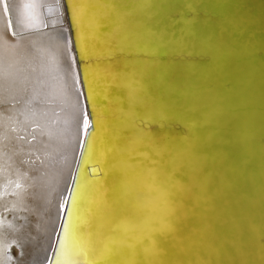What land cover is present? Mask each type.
Returning a JSON list of instances; mask_svg holds the SVG:
<instances>
[{
  "label": "water",
  "instance_id": "water-1",
  "mask_svg": "<svg viewBox=\"0 0 264 264\" xmlns=\"http://www.w3.org/2000/svg\"><path fill=\"white\" fill-rule=\"evenodd\" d=\"M48 5L58 28L68 26L88 126L44 263L59 264L53 258L82 211L80 190L104 175L92 161L101 134L102 152L110 149L105 167H116L108 193L120 194L116 214L126 222L113 223L112 238L124 242L73 264H124L130 247V264H264V0H92L85 7L97 26L91 55L79 44L71 1ZM8 7L13 32L42 31L18 32ZM0 20L8 39L1 7ZM132 88L142 91L130 98ZM177 154L173 172L167 162ZM152 161L171 177L151 171L159 168ZM175 185L183 186L179 197ZM83 217L91 230L96 215Z\"/></svg>",
  "mask_w": 264,
  "mask_h": 264
},
{
  "label": "bare ground",
  "instance_id": "bare-ground-1",
  "mask_svg": "<svg viewBox=\"0 0 264 264\" xmlns=\"http://www.w3.org/2000/svg\"><path fill=\"white\" fill-rule=\"evenodd\" d=\"M49 1L0 0L10 37L2 36L0 20V105L16 102L21 97L16 94L21 91V83L26 86L16 107L0 111V264H48L44 258L64 209L65 187L75 166L77 144L88 126L71 39L66 34L68 26L58 28L60 17ZM70 1L82 52L91 55L97 26L94 15L85 14V7L92 0L84 4L83 0ZM8 2L18 32L43 26L42 31L24 35L13 32ZM87 74L89 82L93 81L95 73L87 69ZM10 78L15 80L14 86L8 84ZM100 129L102 126L99 133ZM100 135L92 161L103 164L104 175L80 190L85 201L53 258L59 264H73L82 253L90 261L112 254L124 242L112 238L117 232L113 223L126 222L118 217L119 211L116 214L120 194L108 193V175L116 167H105L110 149L102 152ZM96 190L97 200L93 201ZM141 206L143 209L144 204ZM91 211L96 223L86 231L82 214ZM127 229L121 228L123 238ZM131 253L130 247L126 259H122L124 264H130Z\"/></svg>",
  "mask_w": 264,
  "mask_h": 264
},
{
  "label": "snow or ice",
  "instance_id": "snow-or-ice-1",
  "mask_svg": "<svg viewBox=\"0 0 264 264\" xmlns=\"http://www.w3.org/2000/svg\"><path fill=\"white\" fill-rule=\"evenodd\" d=\"M140 91H142V88H132V89H130L129 97L133 98V97L137 96ZM163 118H164L163 114H161V119H163ZM163 138H164V136L162 134L161 135V139H163ZM152 163L153 164H158L159 168L158 169H152L151 171H153V172L158 171L159 173L166 174L170 178L171 175L173 174L175 168L177 166H179V164H180V157H179V154H177V156H174L172 158V160L167 162L169 165L172 166L173 172H169L168 169L164 165L160 164V162H158V161H152ZM154 179H155V177H154ZM175 187H176V192L174 193V195L179 197L182 194V192H183V186L182 185H175Z\"/></svg>",
  "mask_w": 264,
  "mask_h": 264
}]
</instances>
